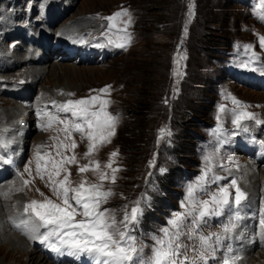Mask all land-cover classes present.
<instances>
[{
  "label": "rangeland",
  "instance_id": "rangeland-1",
  "mask_svg": "<svg viewBox=\"0 0 264 264\" xmlns=\"http://www.w3.org/2000/svg\"><path fill=\"white\" fill-rule=\"evenodd\" d=\"M46 2H49L47 6ZM69 2L70 6H64L57 0H0V56L22 54L25 47L31 46L38 51L37 43L29 40H38L41 32L43 43L52 46L53 50L44 63H33L45 67L36 82L26 77H32L28 65L20 64L7 73L0 72V109L9 115L15 109L13 105H21L25 114L22 121V115L19 116V124L31 129L26 134L19 171L16 169L8 177L5 186L4 181L0 184V192L5 194L13 188L16 192L17 196L8 205L9 211H17L12 208L15 199L19 202L22 217L23 206L32 200L42 201L45 196L56 200L45 186L47 176L45 180L36 176V156L38 152L49 160L70 156L72 151L65 152L57 146L75 140L78 164L99 161L97 171L107 172L109 176L111 170L104 165L112 152L119 153L114 158L113 167H119L121 171L116 173L114 184L105 182V190L111 189L113 195L101 205V210L108 209L119 222L126 210L130 212L135 201L146 197L142 201L143 215L139 223L132 226V235L143 245L138 254L139 264H150L154 237L162 235L161 229L167 226L173 213L183 211L181 202L186 197L187 188L206 167L211 168L209 174L217 173L223 178L222 185L229 187L231 195H235V189L230 187L235 179L246 194L242 201L253 205L264 220V174L260 175L263 178L259 181L245 177V163L250 158L243 160L242 154H235L228 160L233 151L229 154L226 151L223 157L214 149V140L221 139L220 133L213 135L216 123L228 128L234 125L233 113L246 111L252 113L254 119L243 120L241 127L250 129L264 144V88L258 86L260 76L264 77V74L243 67L251 56L258 58L253 67L264 68V48L259 43V38L264 37V9L257 11L258 0ZM49 9L54 12L50 18ZM125 12L128 15L115 17L117 13ZM108 17H115L111 21V31ZM125 31L131 37L126 48L108 44L109 39L122 42ZM56 35H61L68 45L79 41L80 47L74 50L72 58H68L71 53L67 54V51L61 56L56 52L59 50ZM97 44L104 46L97 47ZM245 46H250V50L246 51ZM67 49L71 47L64 48ZM104 88L109 89L108 93L98 91ZM13 90H26L25 100L14 95ZM91 96L110 100L107 111L117 116L118 121L111 142L85 157L87 140H82L78 133L66 140L62 124L42 130L41 125L48 121L42 113L56 111L52 107L53 101L62 104ZM233 100L239 104H234ZM160 129L170 130L171 135L158 140ZM15 133L5 134L11 139L10 145L16 141ZM153 160L155 166L150 167ZM258 167L264 169V163ZM26 168L30 169L31 176ZM69 170L74 186L81 179L89 183L99 182L97 172L80 174L75 164L69 166ZM209 174L205 191L214 187L215 181ZM26 179L32 181L28 186L23 183ZM204 194L197 193L203 196L200 199H208ZM260 204L263 208H259ZM11 232L18 236L20 228L15 227ZM20 235L29 237L31 249L28 250L25 244L19 249L27 250L50 264L59 262L61 257L56 253H46L41 247L40 251L37 250L39 247H34L32 236L36 233L24 230ZM181 242L187 245V251L192 250L187 233ZM7 246L3 241L0 243V259L6 254ZM253 249L255 256L251 260L255 263L258 252L264 253V248ZM69 258L76 264H91L86 257L80 260ZM15 259L18 264L27 262V258L21 259L20 255ZM5 264H13L12 259H7ZM60 264L72 263L62 260Z\"/></svg>",
  "mask_w": 264,
  "mask_h": 264
},
{
  "label": "snow or ice",
  "instance_id": "snow-or-ice-1",
  "mask_svg": "<svg viewBox=\"0 0 264 264\" xmlns=\"http://www.w3.org/2000/svg\"><path fill=\"white\" fill-rule=\"evenodd\" d=\"M257 11L264 9V0H258ZM128 15L117 13L115 17ZM115 17H108L109 31L112 29L111 21ZM128 24H130V17ZM125 39L120 41L108 40V44L118 48H126L130 43L131 37L125 31ZM259 43L264 48V37L259 38ZM97 47L104 45L97 44ZM249 51L250 46H245ZM258 58L249 57L243 67L251 71H261L264 74V68L257 69L253 67ZM177 75L180 73L177 72ZM100 93H108L109 89L98 90ZM68 95H73L68 93ZM110 100L101 96H91L88 99L68 100L62 104L55 101L52 107L55 112H44L42 116L48 117V121L41 125L42 130H47L54 124H62L61 129L65 133V139L72 138L74 133L80 134L82 140H87V151L85 157L92 155L98 147L105 143H110L115 135L118 117L107 111ZM234 104H239L233 100ZM223 111V108H221ZM61 113L64 114L61 116ZM232 123L239 129L243 120H252V113L242 111L233 113ZM257 124L260 121H256ZM246 130V129H245ZM165 135H171L170 130L160 129L158 140ZM10 140L0 136V148L7 147ZM65 152L72 151V155H63L59 160L45 159L39 152L36 156V176L45 180V186L50 189L56 200L44 197L42 201L32 200L23 206V217L10 218L17 228L22 231L27 230L36 235L33 239L38 240L45 245L49 251L60 256L74 257L80 260L86 257L91 264H139L138 254L142 251V243H138L132 232L133 225L139 223L143 215L142 200H137L131 207L130 212L125 211L123 219L117 222L115 216L108 209L101 210V205L107 203L113 195L111 189L105 190V182L115 183L116 173L121 171L119 167H113L115 159L119 153L112 152L105 168L111 170V175L107 172L97 171L100 168L99 161H89L88 164L79 165L75 154L78 147L75 140L71 144L61 143L57 146ZM58 150V155H59ZM48 155V154H46ZM43 161V167L41 166ZM77 165L78 173L83 174L89 171L97 172L98 183H89L86 179H81L79 183L73 185L69 166ZM150 167L155 166V161L150 162ZM31 176L30 169H25ZM164 171L163 169L161 170ZM210 167L194 183H191L186 190L185 200L181 202L182 212L173 213L172 218L168 220L167 226L161 229L162 235L154 237L153 254L150 264H195L197 259L207 264L208 257H215L220 243L225 237L219 234L209 236L203 235L200 231L201 225L206 223V217L222 216L224 209L233 203L238 207L246 194L237 186V181L233 179L230 187L235 189L234 198L229 192L228 186H220L215 192L205 191L208 185V174ZM151 175V174H150ZM221 177H213V181H218ZM32 181L26 179L23 181L28 186ZM37 191H39L37 189ZM199 192H205L208 199H200ZM43 196V193H40ZM6 195V194H5ZM127 209V206H125ZM79 217V219H77ZM222 225L225 234L231 233L235 227V220ZM190 220L189 225L187 221ZM39 222V223H37ZM264 223V221H262ZM41 228L43 232L39 231ZM189 228V239L198 240V246L194 243L192 251L194 256L189 258L181 252V249H187V245L181 242V237L185 235L184 229ZM237 258L231 255H225L221 264H235Z\"/></svg>",
  "mask_w": 264,
  "mask_h": 264
},
{
  "label": "bare ground",
  "instance_id": "bare-ground-1",
  "mask_svg": "<svg viewBox=\"0 0 264 264\" xmlns=\"http://www.w3.org/2000/svg\"><path fill=\"white\" fill-rule=\"evenodd\" d=\"M57 1L60 2V4L64 3V6H66V5L70 6L71 5L69 0H57ZM48 3L46 2L45 6H47ZM50 10L51 9H49V11ZM50 12H49L48 18L52 17L53 16L52 14L54 13L52 10ZM48 31L50 32V30H48ZM43 33H44V31H43ZM40 35H41V37L38 40H34L33 38H31L29 40V42L34 41L35 43H37L35 45H37L38 48L41 49V51H39L40 49L38 51H36L35 48L33 46H31V47H25L23 49L24 51L22 54H16L15 53L16 55L14 54L12 56L11 55L0 56V72L7 73L13 66H17L20 64L24 65V66L28 65L31 67L30 69H32L31 70L32 71V77L27 76V75H26V77H27V79H29L31 81L34 80V82H36V79L38 80V78H36V77L37 76L39 77L40 75H42L45 67L38 66V64L34 65L33 63H44L46 60H48V58H49L48 56L53 53L52 52L53 51L52 46L47 45V43H43V41H45V40L43 39L44 37L42 35V32ZM57 38H58V40H56V41L58 43L57 45H58L59 50H57L56 52L58 53L59 51L64 50V48H66L69 43L67 40L62 39L61 35H56V39ZM69 41H70V39H69ZM74 44H76V43H74ZM56 49H57V47H56ZM19 51H21V50H19ZM63 52L64 51L59 52L60 56L62 55ZM69 53H71L69 55V58H72L73 54H74L73 47H71V49L69 50ZM59 54H58V56H59ZM16 56H18L19 59L16 58ZM20 56H21V58H20ZM90 59H91V57H90ZM25 71L26 70H24V72ZM0 77H2V76H0ZM12 93L14 95H18L21 99L25 100L26 90H16V91L13 90ZM13 107H15V109L13 110V112L9 113V115L6 114L5 112H2V110L0 109V136L5 137V134L8 132H10V133L16 132L15 133L16 141H14V142L11 141L13 143V145L11 144L12 145L11 147H18L17 145H20L21 146L20 148L23 149V147L25 145V141H26V134H27V132L29 133V130H31V129L29 127V130H27L25 127L20 126V124H19L20 120L21 121L24 120L23 115L25 114V113L23 114L24 109L21 108V105L16 104L15 106L13 105ZM18 111H20V112L18 113ZM20 115H22L23 118L21 117V119L19 120ZM8 140H11V139H8ZM9 145L7 147L0 148V154L6 155V153L11 150V147ZM260 163H264V160L253 162L250 159L249 161H247L245 163V169L247 170V172L244 173L245 177H248L249 179H255L256 181H259L260 179H262L263 177L261 176L262 177L261 178L260 175L264 174V169L258 167V165ZM254 167L259 168V170L258 169L253 170ZM251 169L253 172L251 171ZM23 177H25V175ZM7 179H9V178H7ZM7 179L4 180L3 186H5L7 184V182H8ZM13 181H16V180H13ZM10 191L11 192L7 191L8 193L6 192L5 193L6 195L4 194V192H0V243L3 241L4 244L9 245L5 248L7 252L3 256V258L0 259V264H5V261L7 259H9V260L12 259L13 264H18L19 261L15 259V257L18 255L21 256V259L27 258V262L19 263V264H50V263H47L46 261H44L43 259H41L37 255L27 253V250L19 249V246H22L24 244L27 246L26 248L28 250L31 249V242H29V237H24V235H20V234H18V236H17L16 234L12 233L11 231H10L11 233L9 232V228H8L9 224L7 223L8 220L10 218L19 217V215H20L19 202L16 199H15L16 204L14 206L12 205L13 206L12 208H16L17 211L15 213L9 211L10 208H8L9 207L8 205L10 204L12 198L17 196L14 188L11 189ZM244 212L245 211L243 210V213ZM245 218H246V215H243L242 219H244L245 222L242 221V223L239 225L238 229H235V232H234V233L240 235V239H238L237 244L239 246L240 251L243 253L242 258L240 260H238V264H264V253L258 252L257 259H255V263L252 262V260H251L253 258V256H255L253 253V250H254L253 248H255V247L261 248V249L264 248V239H262L261 242H259L257 244L256 241H258V239H257L258 235L254 234L257 231L259 233V235H261V237H262V235H264V227H260L258 229H255V226H254L255 221H252L250 218L245 220ZM5 219L7 220V222L4 221ZM251 221H252V224L250 226H248V223ZM20 238H23V239H20ZM235 240H237V239H235ZM0 250H2V249H0ZM241 252H239V250H238L237 254H239V253L241 254ZM21 254H24V255L22 256Z\"/></svg>",
  "mask_w": 264,
  "mask_h": 264
}]
</instances>
